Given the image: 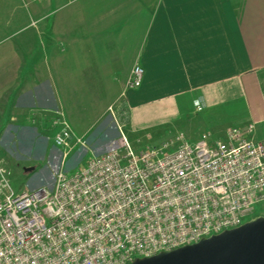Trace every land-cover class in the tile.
Segmentation results:
<instances>
[{
    "label": "crops",
    "instance_id": "0c3cea01",
    "mask_svg": "<svg viewBox=\"0 0 264 264\" xmlns=\"http://www.w3.org/2000/svg\"><path fill=\"white\" fill-rule=\"evenodd\" d=\"M14 8L0 0V108L72 128L65 108L95 109L90 95L114 88L141 116L170 111L191 142L249 124L264 141V0H43L17 32ZM137 63L142 83L128 89Z\"/></svg>",
    "mask_w": 264,
    "mask_h": 264
},
{
    "label": "built area",
    "instance_id": "2783aa9c",
    "mask_svg": "<svg viewBox=\"0 0 264 264\" xmlns=\"http://www.w3.org/2000/svg\"><path fill=\"white\" fill-rule=\"evenodd\" d=\"M143 76L134 64L126 88ZM59 123L67 130L55 141L69 145L71 129ZM252 130L234 126L224 139L203 133L193 142L179 132L140 151L119 131L83 167L58 172L51 188L16 192L7 183L0 264H134L246 225L264 201V141L248 137Z\"/></svg>",
    "mask_w": 264,
    "mask_h": 264
},
{
    "label": "rangeland",
    "instance_id": "374dc122",
    "mask_svg": "<svg viewBox=\"0 0 264 264\" xmlns=\"http://www.w3.org/2000/svg\"><path fill=\"white\" fill-rule=\"evenodd\" d=\"M38 4L39 2L31 0H15V32L29 23L38 22ZM46 86L49 88V82ZM115 91L112 88L108 89V94L90 95L95 109H86L89 105L82 104L83 101L80 102L81 109H75L79 105L65 108L70 118L69 123L74 125L70 128V138L66 140L69 145H58L55 141L67 130L63 125H50V119L55 118V115L40 110L16 113L6 106L1 107L0 197L9 187L16 192L51 188L58 172L83 167L93 155L92 151L102 152L113 140L117 141L119 131L125 134L136 151L171 141L181 132L179 124L163 119L170 111H161L158 117L153 118L141 116L140 111H131L125 106L122 97L118 93L113 94ZM52 98L48 94L47 102H51ZM77 139L85 140V147L79 146ZM30 166H34V169L27 170ZM259 215L264 216V201L255 204L244 219L250 221Z\"/></svg>",
    "mask_w": 264,
    "mask_h": 264
},
{
    "label": "water",
    "instance_id": "95a60500",
    "mask_svg": "<svg viewBox=\"0 0 264 264\" xmlns=\"http://www.w3.org/2000/svg\"><path fill=\"white\" fill-rule=\"evenodd\" d=\"M34 166L27 167L33 170ZM264 220L139 264H264Z\"/></svg>",
    "mask_w": 264,
    "mask_h": 264
},
{
    "label": "bare ground",
    "instance_id": "6f19581e",
    "mask_svg": "<svg viewBox=\"0 0 264 264\" xmlns=\"http://www.w3.org/2000/svg\"><path fill=\"white\" fill-rule=\"evenodd\" d=\"M264 220V216H259V217H255L252 220H250L248 223H252V222H258V221H263ZM262 252H264V249L262 250ZM143 260H137L134 264H139L141 263Z\"/></svg>",
    "mask_w": 264,
    "mask_h": 264
}]
</instances>
